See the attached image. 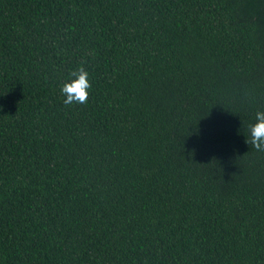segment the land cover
Listing matches in <instances>:
<instances>
[{
  "label": "trees",
  "instance_id": "obj_1",
  "mask_svg": "<svg viewBox=\"0 0 264 264\" xmlns=\"http://www.w3.org/2000/svg\"><path fill=\"white\" fill-rule=\"evenodd\" d=\"M257 111L264 0H0V264H264Z\"/></svg>",
  "mask_w": 264,
  "mask_h": 264
},
{
  "label": "clouds",
  "instance_id": "obj_2",
  "mask_svg": "<svg viewBox=\"0 0 264 264\" xmlns=\"http://www.w3.org/2000/svg\"><path fill=\"white\" fill-rule=\"evenodd\" d=\"M70 81L64 82L60 87V93L64 97L63 104L71 106L75 104H87L89 89V73L83 67L79 66L70 73ZM249 137L245 141L257 151L264 153V111L255 113V122L248 126Z\"/></svg>",
  "mask_w": 264,
  "mask_h": 264
}]
</instances>
